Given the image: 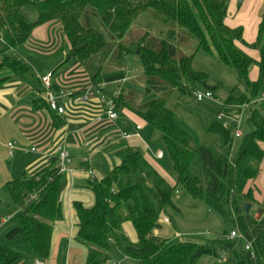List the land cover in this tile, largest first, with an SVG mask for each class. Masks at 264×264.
<instances>
[{
  "label": "trees",
  "instance_id": "obj_1",
  "mask_svg": "<svg viewBox=\"0 0 264 264\" xmlns=\"http://www.w3.org/2000/svg\"><path fill=\"white\" fill-rule=\"evenodd\" d=\"M27 11L35 12L36 19L31 20ZM227 12L225 0H0V76L9 73L25 79L30 65L11 53L24 46L36 28L59 23L71 47V58L86 70L94 88L99 89L102 83H122L117 104L160 133L177 175L176 184L171 185L143 154L127 150L121 154V164L107 178L91 183L94 206L87 209L81 203L74 205L78 240L88 249L86 264H122L113 259L112 244L136 264H200L204 258L218 260L221 253L226 254L223 264H264V213L256 219V212L245 210V204L256 205L250 184L258 178L264 159L260 146L264 143V102L251 104L249 131L236 139L220 122V111L194 98L195 91L214 93L218 89L208 85L206 74L193 69L198 52L237 71L246 92L234 89L226 101L229 107L250 105L259 96L260 81H252L250 72L258 66L263 74L264 46L260 62L242 51L237 43L243 40V29L225 25ZM149 14L168 29L166 38L146 33L138 40L124 42L133 25ZM98 24L104 32L95 28ZM178 41L195 42V53L178 55ZM263 41L264 19L253 47ZM132 58L142 67L139 83L125 81L124 68ZM104 64L116 69L105 71ZM175 91L203 107L206 131L220 137L218 146L198 150L191 147L189 134L167 106ZM124 92L140 100L139 105L126 102ZM42 109L60 116L47 102L37 100L34 110ZM57 163L54 156L33 176L7 183L22 221V226L10 231L8 238L20 235L25 245L15 250L0 245V264L49 259L54 224L63 219L62 176ZM179 187L194 203L230 223L243 239H229L233 230L214 242L156 236L167 209L179 211L173 203ZM122 206L127 212L124 218L120 215ZM260 208L264 211V204ZM124 222H130L137 231V245L120 234ZM247 245L251 251L246 250Z\"/></svg>",
  "mask_w": 264,
  "mask_h": 264
},
{
  "label": "crops",
  "instance_id": "obj_2",
  "mask_svg": "<svg viewBox=\"0 0 264 264\" xmlns=\"http://www.w3.org/2000/svg\"><path fill=\"white\" fill-rule=\"evenodd\" d=\"M225 1L228 4L225 25L231 29H243V40L237 43L239 48L260 62L261 59L257 58L258 51L249 47L258 40L259 28L264 19V0ZM42 47L47 49L46 53L41 51L44 49ZM15 52V58L30 65L31 70L37 71L36 85L27 79L30 73L25 79L9 73L1 75L0 80L3 82L0 83V119L7 117L16 129H20L21 146L18 142L15 143L18 152L19 149L37 150L28 153L33 154L34 158L25 166L26 171L33 176L48 166L55 156L56 146L62 143H66L73 162V172L61 175L60 200L63 219L54 224L49 259L28 258L19 264H86L88 249L78 240L79 221L75 203H81L87 209L94 206L95 197L90 189L91 183L107 178L121 164V154L127 150L136 149L134 152L143 153L147 161L170 183L167 172L160 163L165 156L160 152L162 158H158V154L155 155L148 146L146 139L151 135L150 125L122 105L118 104L117 109L121 113L117 111L118 118L114 123L97 121L104 115L103 99L120 93L123 89L122 83H102L99 89L94 88L86 70L71 58V47L59 23L36 28L30 40ZM47 72L54 74L55 89L66 111L62 116H55L46 109L34 110L37 100L46 102L40 76ZM250 79L256 81L251 73ZM125 81H131L127 74ZM112 85L120 89L108 95L106 89ZM90 88L96 92L95 99L86 100V91ZM260 146L264 152V143ZM89 170L94 172V177L89 175ZM250 188L256 202L251 210L256 208L258 211L264 204V159L259 176L250 184ZM2 221L5 223L6 219ZM126 223L131 224L124 222L120 234L135 246L138 244L137 231L131 224L136 231L132 233V229L125 227ZM154 234L160 237V230ZM121 263L136 264L127 258Z\"/></svg>",
  "mask_w": 264,
  "mask_h": 264
},
{
  "label": "rangeland",
  "instance_id": "obj_3",
  "mask_svg": "<svg viewBox=\"0 0 264 264\" xmlns=\"http://www.w3.org/2000/svg\"><path fill=\"white\" fill-rule=\"evenodd\" d=\"M26 13L29 15L31 20L36 19L35 12L27 11ZM95 28L104 32V28L101 24L96 25ZM167 30L168 29L166 27L155 20L153 15H145L133 25L127 33L124 42L129 43L138 40L146 33H149L151 36L158 39H165ZM178 43V46H180L178 55H181L182 53L183 55L189 56L195 53V42L181 43V41H178ZM113 46L114 42H112V47ZM263 46L264 41L263 44L256 48L253 46H250L249 48L258 51L259 55L257 58L261 59V50ZM41 51L46 53L47 49L44 48ZM11 54L17 56L15 51ZM53 66L56 65L53 64ZM104 68L105 71L109 72L116 69L108 64H104ZM124 69L129 80L134 81L135 83H139L141 81L142 67L138 64L136 58H132ZM193 69L196 72L204 73L208 76L207 83L209 86L218 87L217 91L214 92L216 100L210 103L206 102V104L211 107V109L220 111L225 116L228 115V119L222 118V122L228 123V129L232 134L237 130V128H239L242 133L246 134L249 131L247 120L250 117L249 109L251 107L243 113L242 121L239 126L234 122V118H236V116L242 112V108H245L247 105L240 108L233 106L229 107L226 104L227 99L234 89L237 88L243 93L246 92L239 83L237 71L203 52H198L195 55ZM250 73L252 78H255L256 81H260L261 90L256 100L261 99L264 96V72L261 75L259 67L253 66ZM36 74L37 71L31 70L30 74L27 76V79H29L33 85H36ZM119 89L120 88L116 85H112L106 89V93L110 95L113 91H119ZM124 98L127 99L125 100L126 102L128 101L129 103H132L134 106H138L140 103V100H136L134 97L128 96L127 92H124ZM167 106L174 113L179 126L189 134L190 145L194 150H198L201 147H216L220 144V137L218 135L208 133L206 131V123L202 115L203 107L199 106L194 100L188 97H181L180 93L175 91L171 95ZM117 111L121 113V110L117 109ZM219 117L221 116L219 115L218 118ZM150 129L151 135L146 139L148 146L155 153V155L159 152L164 154L165 157L160 163L167 172V178L170 180V183L174 185L177 181V175L174 171L168 148L162 141L160 133L152 126H150ZM19 131L20 129L18 127L16 129L7 117L0 119V245L12 250L24 246L25 242L20 235L15 236L13 239L8 238L10 231L14 228H20L22 226V221L18 208L7 188V183L21 179L25 175L30 176V174L26 171L25 166L34 158L33 154L24 153V149H19V152L16 151L14 157H9V150L7 149L8 142H12L14 144L18 142L17 144L21 146V142L19 141ZM173 203L179 211L171 208L167 209L165 218L170 220V224H163L162 229L160 230L161 238H173L175 236L178 238L180 237L179 239L188 238L214 242L225 233L229 234L234 229L230 223H226L217 213L209 210L204 205H197L194 203L190 196L181 187L176 190L173 196ZM256 211V208L253 209V213ZM126 213V207L122 206L120 209V215L122 218H124ZM11 216L13 219L9 221V219L12 218ZM3 219H6L7 222L4 223L2 221ZM125 227L132 229V233H136L131 224L126 223ZM177 234H180L181 236ZM111 254L113 259L117 262H122V260H124V257L120 254L115 244H112L111 246ZM225 259L226 254L221 253L218 260L204 258L200 264H223Z\"/></svg>",
  "mask_w": 264,
  "mask_h": 264
},
{
  "label": "built area",
  "instance_id": "obj_4",
  "mask_svg": "<svg viewBox=\"0 0 264 264\" xmlns=\"http://www.w3.org/2000/svg\"><path fill=\"white\" fill-rule=\"evenodd\" d=\"M40 83L45 95V99L46 102L48 103L50 109L53 112H56L58 115H64L66 113L65 111V107H63L61 105V97L59 96V93H57L56 89H55V83H54V74L51 72H47L43 75L40 76ZM95 94L96 92L94 91L93 88H90L86 91V95H85V99L86 100H92L95 99ZM119 94H116L114 97H110V98H104L103 99V104H104V115L99 117L97 119V121L99 123L103 122V121H110L112 123H114L117 118V108H118V104L116 99L118 98ZM194 98L197 102H214L215 99V94L210 91V90H198L195 91L194 93ZM261 102H264V96L261 99L255 100L254 102H252L251 104H260ZM250 105H247L245 108H242V112L240 114H238L236 116V118H234V122L240 126L241 121H242V116L243 113L246 112L249 108ZM245 106V105H244ZM221 117H219L220 122H222V118H227V116H225L223 113L220 114ZM228 119V118H227ZM222 124L228 128V123H223ZM233 136L236 139H239L243 136V133L239 130V128H237V130L233 133ZM8 149H9V157H14L15 152L18 150L16 147V144H8ZM36 149H32L30 151H24L26 154L28 153H34L36 152ZM57 159H58V163H57V167L59 170V174L63 175V174H67V173H72V157L71 154L67 148L66 143H62L56 146L55 148V154H54ZM158 158H162V153H158ZM89 175H91L92 177H94V172L92 170L88 171ZM10 221V219H9ZM7 222V221H6ZM162 224H170V220L167 218L162 219L161 221ZM229 239L234 240V239H243L242 234L238 231V230H233L230 235L228 236ZM246 250L247 251H251V246L247 245L246 246ZM39 264V263H37Z\"/></svg>",
  "mask_w": 264,
  "mask_h": 264
},
{
  "label": "water",
  "instance_id": "obj_5",
  "mask_svg": "<svg viewBox=\"0 0 264 264\" xmlns=\"http://www.w3.org/2000/svg\"><path fill=\"white\" fill-rule=\"evenodd\" d=\"M251 209H252V205L251 204H245V210H246L247 213L250 212ZM263 213H264L263 209L260 208L258 210L257 214H256V219H260L261 216L263 215Z\"/></svg>",
  "mask_w": 264,
  "mask_h": 264
}]
</instances>
